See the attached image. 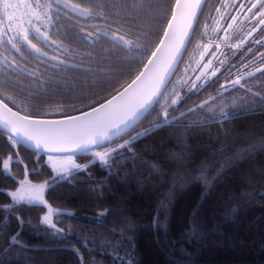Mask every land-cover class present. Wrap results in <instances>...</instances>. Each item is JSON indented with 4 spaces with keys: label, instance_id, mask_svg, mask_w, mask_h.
Returning <instances> with one entry per match:
<instances>
[{
    "label": "trees",
    "instance_id": "1",
    "mask_svg": "<svg viewBox=\"0 0 264 264\" xmlns=\"http://www.w3.org/2000/svg\"><path fill=\"white\" fill-rule=\"evenodd\" d=\"M72 2L87 6L90 0ZM159 2L162 6L160 13L134 20V23L147 30L150 40L156 39V32L162 34L170 18L169 5L175 4V0ZM224 2L205 1L197 21L195 38L183 57L185 63L180 65V69L186 66L190 58L192 62V54L200 42L217 34L215 25L222 18L216 8H221L224 13L222 23L226 27L232 23L230 16L237 13L231 7L225 9L222 6ZM67 13L71 12L63 8L58 13L57 40L62 41L64 47L72 53L68 59L70 66L40 68L47 82L42 86L46 89L45 99L31 94L41 89L36 87L32 78L24 74L19 75V83L10 89L19 100L25 101L22 107L38 106L39 111L32 113L29 110L28 114L61 117L85 111L88 109L86 105L91 102L85 97L96 99L93 95L96 92L105 96L107 92L119 88L120 84L130 82L142 69L141 54L124 48H116L109 53L107 50L113 47L109 42L96 45L82 42L76 35L81 26L101 22ZM253 23L245 21L243 14H240L233 29H230V42H224L225 55L222 57L228 63L213 78L216 82L210 81V86H206L199 95H192L186 103L178 105V111H170V118L179 117L181 112H186V109L198 104L209 94H215L220 84L225 79H234L243 65L251 66L254 71L261 66L260 53L264 52V46L252 41L264 39V30L253 33L248 43L239 49L230 48L233 43H239L245 38ZM128 38L135 40L132 36ZM137 42L145 43L143 39ZM249 47L254 51L246 55ZM4 50L0 47V52ZM7 54L14 56L18 64L36 69L29 65L24 47L19 53L10 51ZM232 65L236 67L231 68L230 74L228 68ZM193 74L190 71L188 76L194 79ZM181 76L183 72L178 71L172 79L175 81ZM2 77L3 70L0 69V79ZM16 79L13 77V80ZM241 83L244 88L237 85L216 99V103L223 101L228 105L226 111L235 112L232 118L216 123L209 122L208 113L187 114L186 118L177 119L175 126L156 130L152 135L133 142L130 147L136 155L131 159L128 158L130 154L127 150H124L125 158L115 168L119 176L111 175L97 163L90 165L86 171L74 170L68 180L60 181L46 190L48 202L53 207L65 209L63 215L54 217L57 226L64 228L70 236L82 238L91 247L100 245L101 251H92L89 255L76 240L68 244L49 237L46 235L48 230L36 223L43 209L38 213L34 210L37 206L25 203L21 207L33 210L18 211L17 214L30 219L34 227L24 226L18 239L29 250L19 254V246H10L4 242L20 232L13 220L7 236L0 237V256L17 253L12 264H80L77 254L70 250L74 245L86 260L94 258L96 264H264V101L257 99L255 110H247L253 96L246 91L250 88L252 92L264 96V76L255 73ZM233 101L236 102L235 106ZM153 117L144 121L136 131L148 127L152 122L159 123ZM6 136L7 133L0 128V155L5 157L8 154L15 155ZM116 143L122 141L117 140ZM185 144L190 147H184ZM36 153L33 150L26 151L22 146L19 150L26 162ZM46 156L39 153L42 175L38 179L30 176V179L42 182L55 175L46 163ZM76 156L80 164H86L91 159L84 153ZM141 158L146 163H139ZM150 165H155L159 172H154ZM201 165H207L206 172ZM29 167H32L31 163ZM221 168L223 171L217 175ZM12 171L17 179L23 178L20 165L13 163ZM104 179L108 180L110 187L104 191L103 199H97L87 186ZM17 186L0 170V204L12 202L9 190ZM113 203L120 215L114 212L107 217V227L98 226L94 222L97 214L110 208ZM6 215L0 213V218ZM157 221L163 227H159ZM128 223L133 225V231L122 239L120 231ZM112 228L117 229V232L110 231ZM121 240V243H115Z\"/></svg>",
    "mask_w": 264,
    "mask_h": 264
},
{
    "label": "snow or ice",
    "instance_id": "2",
    "mask_svg": "<svg viewBox=\"0 0 264 264\" xmlns=\"http://www.w3.org/2000/svg\"><path fill=\"white\" fill-rule=\"evenodd\" d=\"M202 2L203 0H175L174 5H169L170 18L167 20L166 28L162 30V34L155 33V40H150L147 30L134 23V20L137 17H151L160 13L162 6L159 0H131V2L129 0H90L87 6L73 3L72 0H45V2L42 0H0V47L5 49L0 52V69L3 70V77L0 79V123L7 130L6 139L15 154H8L6 157L0 155V170L19 185L9 193L12 202L0 204V213H7L6 216L0 218V237L7 236L14 220L20 232L8 237L4 242L9 243L10 246H19V254L29 250L26 244L20 243L19 235L23 232L24 226L34 227L30 219L17 214L18 211L33 210L21 207L25 203L37 206L34 210L38 213L41 212V208L43 209L42 214L38 215L36 223L41 228L48 230L46 235L49 237L57 241H65L68 244H71L72 240H76L89 255L92 251H101L100 245L91 247L82 238L75 235L70 236L66 234L64 228L57 226L54 216L64 213L60 209H54L48 202L45 198L46 190L53 188L60 181L68 180L74 170L86 171L90 165L97 163L111 175L119 176L115 168L116 164L125 158L124 150H127L130 154L128 158L131 159L136 155L135 150L130 147L133 142L152 135L156 130L175 126L176 120L186 118L187 114L208 113L210 114L207 116L209 122L216 123L232 118L235 112L226 111L228 105L223 101L216 103L217 96L228 92L237 85L244 88L241 82L245 77H253L255 73H261L264 76V52H261V66L256 67L254 72L245 71L237 74L234 79H225L215 94H209L198 104L186 109V112H181L179 117L170 118V111H178V105L182 102L186 103L192 95H199L206 86H210V81L215 83L213 78L217 77L221 68H224L228 63L226 60H219V66L214 70L212 59L202 64L204 56L209 53L212 45H199L203 48V52L200 54V60L196 62V67H192L190 58L186 66L180 69V65L185 63L183 57L187 54V49L195 38L198 27L197 16ZM222 6L225 9L233 8L237 14L230 16L232 23L227 25L226 34L221 42L229 39L227 31L233 29L240 14H243L245 21L254 22L245 38L241 39L239 43L231 45L233 49H239L248 43V38L252 37L253 33L264 30V0H243V2L233 0L231 4L225 0ZM61 8L69 10L76 17L101 22L81 26L76 35L82 42L92 45L109 42L113 46L112 49L107 50L109 53L114 52L116 48H124L129 52L141 54L142 69L134 75L130 82L120 84L119 88L107 92L105 96H100L96 92L93 93L97 97L96 99H91L90 96L85 97L91 101L86 105L87 111L80 110L77 115H65L63 119L51 120L44 119L40 115L28 114L29 110L32 113L39 111L38 106L22 107L25 101L19 100L10 91L15 84L19 83V75L24 74L32 78L36 82V87L41 89L40 92L31 94L36 95L39 99H45L46 89L42 86L47 82L39 67L28 69L26 66L18 64L15 57L7 53L10 51L19 53L21 48L26 46L38 65L42 64L45 68L52 67L53 69L57 66H70L68 65V59L72 56L70 50L64 47L62 41L53 39L49 35L50 30L58 28V13ZM216 12L223 18L224 13L221 12V8H216ZM206 27L207 25H205ZM88 28L92 30L88 31ZM132 29H138V31L134 32ZM216 31L218 32L219 29ZM30 35H33L54 54L49 55L38 44L33 43ZM129 36L135 37V40L129 39ZM140 39H143L145 43H138L137 41ZM252 42L264 46V39ZM219 48L220 45L217 44L216 51H219ZM247 52L252 53L253 49L249 47ZM21 55L23 54L21 53ZM211 55L214 59H218L216 52H212ZM233 67L236 66L232 65L228 68L230 74ZM243 67L247 68L248 66L243 65ZM197 69H199V74L195 75L194 79L188 76L190 71L195 73ZM178 71H182L183 76L174 81L172 77ZM13 77L17 79L13 80ZM17 91H23V89H17ZM246 91L251 92L253 96V101L248 102L247 110L254 111L255 101L257 99L264 101V96L252 92L250 88ZM235 103V101L232 102L233 106ZM153 113H155L154 117ZM150 117H153V120H159V123L152 122L148 127L136 131ZM133 132L134 135L131 134ZM177 135H182V133ZM125 136L128 138L125 139ZM117 140H121L122 143H116ZM21 146L26 151H30L31 148L46 150L48 157L46 163L55 175L50 180L42 182L30 179V176L38 179L42 175L39 152L26 162L24 157L19 154ZM184 147H190V145L185 144ZM77 151L83 152L91 159L83 165L77 163L74 159V154ZM52 153H66V155L56 156ZM13 163L20 165L23 178L17 179L12 171ZM29 163L32 165L31 168ZM139 163L143 164L146 161L141 158ZM150 166L154 172H159L155 165ZM201 168L205 172L207 171V165H201ZM220 171H223V168L217 172V175L220 174ZM207 186L211 187L210 184ZM87 187L97 199H103L104 191L110 186L108 180L104 179L95 181ZM114 212L117 216L120 215L116 212L115 203L110 208L98 213L94 222L100 227H107V217ZM67 214L72 215L71 213ZM156 224L163 227L159 221ZM110 231L116 233L117 229L112 228ZM131 231H133V225L126 224L125 228L120 231L122 239L127 238V233ZM121 242L122 240L115 241L117 244ZM70 250L77 254L80 264H96L94 258L86 260L74 245ZM16 256L17 253L0 256V264H12Z\"/></svg>",
    "mask_w": 264,
    "mask_h": 264
},
{
    "label": "rangeland",
    "instance_id": "3",
    "mask_svg": "<svg viewBox=\"0 0 264 264\" xmlns=\"http://www.w3.org/2000/svg\"><path fill=\"white\" fill-rule=\"evenodd\" d=\"M42 2H45V0H42ZM233 2V0H228L227 1V3H229V4H231ZM222 20H223V18H222ZM222 20H218L217 21V24L218 25H215V26H217V29H219V31H221L220 32V34H219V31L217 32V34L216 35H214L213 37H211V38H209L207 41H205V42H200L199 43V45H208V44H211L212 45V48L209 50V53L207 54V55H205L204 56V59H203V61L201 62L202 64L203 63H207L208 62V60L209 59H212L213 60V70L215 69V67H218L219 66V60H225V57H222L223 56V54L225 55V52H223L224 51V42H227V43H229L230 41H228V40H230L231 39V37H230V29L227 31V35H228V37H229V39L228 40H226V41H223V42H221V40H222V38L225 36V29L227 28L226 27V25H224V23H222ZM216 42H218L219 43V45L222 43V45H220V48H219V51H216V47L214 46L215 45V43ZM233 44H235V43H233ZM199 45H198V47H197V50L195 51V53L194 54H192V62L191 63H193V65H192V67L193 68H195L196 67V62L197 61H199L200 60V54L203 52V48L202 47H199ZM227 45H229V47H230V44H227ZM231 49H232V47H230ZM215 49V50H214ZM253 51H254V49H253ZM212 52H216V57L218 58V59H214L213 57H212V55H211V53ZM219 52H221V54L219 53ZM249 54H251V53H249V52H247L246 53V55H249ZM222 57V58H221ZM193 73V72H192ZM199 74V69H197V71L193 74L194 75V78H195V75H198ZM192 75V76H193ZM191 76V75H190ZM245 79H246V77H245ZM255 90V89H254ZM256 91V90H255ZM47 156H46V161H47ZM74 159L76 160V162L77 163H79L80 164V162H79V160H78V158H77V156L76 155H74ZM84 163H82L81 165H83ZM55 174V173H54ZM19 186V185H18ZM17 186V187H18ZM16 187V188H17ZM15 190V189H14ZM10 191H12V190H9V193H10ZM46 198V197H45ZM54 209H60L61 210V212L62 211H65V209H62V208H56V207H53ZM55 217V216H54Z\"/></svg>",
    "mask_w": 264,
    "mask_h": 264
},
{
    "label": "flooded vegetation",
    "instance_id": "4",
    "mask_svg": "<svg viewBox=\"0 0 264 264\" xmlns=\"http://www.w3.org/2000/svg\"><path fill=\"white\" fill-rule=\"evenodd\" d=\"M67 14H71L72 16H74V14H72V13H67ZM54 19H56L55 16H54ZM49 35H50L53 39H57V28H53L52 30H50V31H49ZM30 39L33 40V43H36V44H38L41 48H43L44 51L48 52L49 55L54 54L50 49L44 47V45L41 44V42H40L39 40H37L33 35H30ZM24 48H25V51L27 52V55H28V58H29V65L33 66L34 68L39 67V69H40V68L44 69V65H42V64H41V65H38L36 59L34 58V56H33V55H30L29 51L27 50V47L24 46ZM252 69H253V68H252L251 66H250V67H247V68H244V67H243V69L240 70L237 74H241V73H243V72H245V71H254V70H252ZM234 78H235V77H234ZM246 78H247V77H246Z\"/></svg>",
    "mask_w": 264,
    "mask_h": 264
},
{
    "label": "water",
    "instance_id": "5",
    "mask_svg": "<svg viewBox=\"0 0 264 264\" xmlns=\"http://www.w3.org/2000/svg\"><path fill=\"white\" fill-rule=\"evenodd\" d=\"M205 1H206V0H203L202 5H201V9H200V11L198 12L197 21H198V18H199V16H200V13H201V11H202V9H203V6H204ZM172 78H173V77H172ZM87 110H88V109H87ZM87 110H85V111H87ZM77 114H78V113H76V114H72V115H77ZM42 118H44V119H51V120H59V119H63L64 116H61V117H42ZM0 128H1L3 131H5V132L7 133V130L4 128V126H3L2 123H0ZM31 150H33V151H35V152H39L40 154L47 155L46 150H44V149H34V148H31ZM77 154H83V152L77 151V152H75L74 155H77ZM52 155L60 156V155H66V153H52Z\"/></svg>",
    "mask_w": 264,
    "mask_h": 264
}]
</instances>
